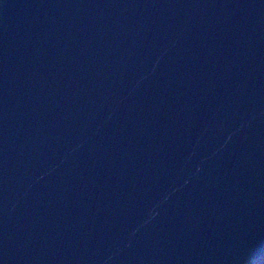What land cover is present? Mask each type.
Instances as JSON below:
<instances>
[{"label":"water","instance_id":"95a60500","mask_svg":"<svg viewBox=\"0 0 264 264\" xmlns=\"http://www.w3.org/2000/svg\"><path fill=\"white\" fill-rule=\"evenodd\" d=\"M263 248L264 0H0V264Z\"/></svg>","mask_w":264,"mask_h":264},{"label":"rangeland","instance_id":"374dc122","mask_svg":"<svg viewBox=\"0 0 264 264\" xmlns=\"http://www.w3.org/2000/svg\"><path fill=\"white\" fill-rule=\"evenodd\" d=\"M249 264H264V252L256 255Z\"/></svg>","mask_w":264,"mask_h":264},{"label":"trees","instance_id":"16d2710c","mask_svg":"<svg viewBox=\"0 0 264 264\" xmlns=\"http://www.w3.org/2000/svg\"><path fill=\"white\" fill-rule=\"evenodd\" d=\"M264 252V248L257 254V255H259V254H261V253H263Z\"/></svg>","mask_w":264,"mask_h":264}]
</instances>
